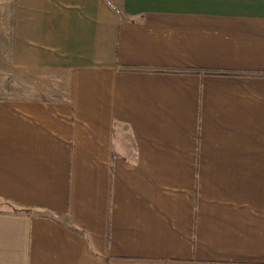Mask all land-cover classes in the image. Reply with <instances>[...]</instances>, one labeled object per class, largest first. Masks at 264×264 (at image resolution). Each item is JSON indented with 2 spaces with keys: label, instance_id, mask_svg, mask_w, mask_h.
Returning a JSON list of instances; mask_svg holds the SVG:
<instances>
[{
  "label": "crops",
  "instance_id": "crops-1",
  "mask_svg": "<svg viewBox=\"0 0 264 264\" xmlns=\"http://www.w3.org/2000/svg\"><path fill=\"white\" fill-rule=\"evenodd\" d=\"M0 264H264V0H0Z\"/></svg>",
  "mask_w": 264,
  "mask_h": 264
},
{
  "label": "rangeland",
  "instance_id": "rangeland-1",
  "mask_svg": "<svg viewBox=\"0 0 264 264\" xmlns=\"http://www.w3.org/2000/svg\"><path fill=\"white\" fill-rule=\"evenodd\" d=\"M0 207H8V205L6 203L0 202Z\"/></svg>",
  "mask_w": 264,
  "mask_h": 264
}]
</instances>
